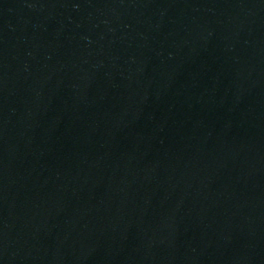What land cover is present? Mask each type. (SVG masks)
<instances>
[{"label": "water", "instance_id": "obj_1", "mask_svg": "<svg viewBox=\"0 0 264 264\" xmlns=\"http://www.w3.org/2000/svg\"><path fill=\"white\" fill-rule=\"evenodd\" d=\"M0 264H264V0H0Z\"/></svg>", "mask_w": 264, "mask_h": 264}]
</instances>
